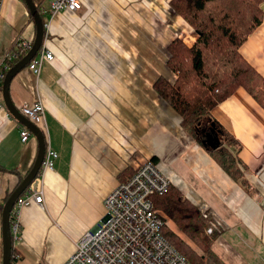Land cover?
I'll return each mask as SVG.
<instances>
[{
    "label": "crops",
    "instance_id": "obj_1",
    "mask_svg": "<svg viewBox=\"0 0 264 264\" xmlns=\"http://www.w3.org/2000/svg\"><path fill=\"white\" fill-rule=\"evenodd\" d=\"M33 1L47 23L43 43L53 58L43 61L38 74L28 65L19 70L9 96L18 110L24 102H42L45 119L39 128L57 158L44 173L43 206L18 213L11 264H62L77 239L102 219L104 198L153 157L184 198L197 206L207 203L220 223L206 264H264V107L238 87L210 111L240 144L247 191L212 158L207 144L180 126L176 111L153 87L159 76L175 79L167 66L168 43L197 38L170 0H81L78 10L52 17V0ZM260 7L262 21L239 50L264 77V0ZM35 32L25 1L4 0L0 58L18 38L34 41ZM2 82L0 212L38 150L32 133L21 140L22 124L5 106Z\"/></svg>",
    "mask_w": 264,
    "mask_h": 264
},
{
    "label": "trees",
    "instance_id": "obj_2",
    "mask_svg": "<svg viewBox=\"0 0 264 264\" xmlns=\"http://www.w3.org/2000/svg\"><path fill=\"white\" fill-rule=\"evenodd\" d=\"M262 1L170 0V7L197 33V38L191 44L180 37L168 43L167 66L176 77L169 81L159 76L153 83L155 90L176 111L180 126L190 136L203 143L204 134L214 129L219 144L215 148L205 147L220 167L247 191H251V186L241 170L240 144L211 119L210 111L238 87H243L264 107V77L239 50L262 21ZM21 58L9 62L10 67ZM3 70L5 75L8 69ZM150 161L154 163L155 157ZM10 193L6 194L4 202ZM151 199L164 221V237L190 264H206V258L211 257L216 229L209 234L205 232L207 225L200 217L198 206L170 183L163 193ZM11 218L10 214V225Z\"/></svg>",
    "mask_w": 264,
    "mask_h": 264
},
{
    "label": "built area",
    "instance_id": "obj_3",
    "mask_svg": "<svg viewBox=\"0 0 264 264\" xmlns=\"http://www.w3.org/2000/svg\"><path fill=\"white\" fill-rule=\"evenodd\" d=\"M4 0H0V7ZM81 7V0H52L50 16L62 10L75 11ZM47 26V23H44ZM33 41L18 38L12 50L0 58L4 70L9 62L23 57ZM53 55L44 43L36 55L28 62L34 74H38L44 60ZM3 70V71H4ZM4 73L0 72L3 80ZM20 113L36 125H42L45 108L40 100L24 102ZM10 113V112H9ZM30 130L20 125V138L25 142ZM57 153L46 148L40 168L28 187L16 198L11 211L10 230L12 236L19 233V211L31 205L43 206V177L54 167ZM168 179L151 161L138 165L132 174L120 182L104 198V215L96 227L86 230L76 241L73 252L62 264H190L188 259L162 234L164 221L155 211L152 196L163 193L168 187ZM200 217L206 222L205 232L212 233L220 226L214 218L210 206H198Z\"/></svg>",
    "mask_w": 264,
    "mask_h": 264
},
{
    "label": "water",
    "instance_id": "obj_4",
    "mask_svg": "<svg viewBox=\"0 0 264 264\" xmlns=\"http://www.w3.org/2000/svg\"><path fill=\"white\" fill-rule=\"evenodd\" d=\"M28 10L33 18L35 24V38L29 51L16 63H14L5 73L2 82V97L7 110L11 115L26 126L30 132L36 137L38 141V150L34 160V163L29 172L20 180L17 187L11 191L7 199L5 200L1 210V234H2V264L12 263V234L10 230V214L15 203L16 198L28 187L32 182L35 175L37 174L40 165L42 163L46 145L44 141V135L38 125L31 122L29 119L24 117L20 111L14 106L9 96V84L13 76L25 67L28 62L36 55L38 50L43 44L44 40V21L40 15L36 4L33 0H24ZM205 142L211 148L218 146L219 141L217 136L214 134V129L211 128L209 132L204 134Z\"/></svg>",
    "mask_w": 264,
    "mask_h": 264
},
{
    "label": "rangeland",
    "instance_id": "obj_5",
    "mask_svg": "<svg viewBox=\"0 0 264 264\" xmlns=\"http://www.w3.org/2000/svg\"><path fill=\"white\" fill-rule=\"evenodd\" d=\"M175 74V73H174ZM175 77H176V74H175ZM158 78V77H157ZM1 213V212H0Z\"/></svg>",
    "mask_w": 264,
    "mask_h": 264
}]
</instances>
